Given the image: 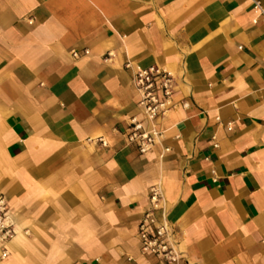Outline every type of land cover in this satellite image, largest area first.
<instances>
[{"label": "crops", "instance_id": "crops-1", "mask_svg": "<svg viewBox=\"0 0 264 264\" xmlns=\"http://www.w3.org/2000/svg\"><path fill=\"white\" fill-rule=\"evenodd\" d=\"M256 17L252 0H0V193L18 230L0 264H163L138 236L152 188L181 264H264ZM152 64L190 105L140 154L132 79Z\"/></svg>", "mask_w": 264, "mask_h": 264}, {"label": "built area", "instance_id": "built-area-1", "mask_svg": "<svg viewBox=\"0 0 264 264\" xmlns=\"http://www.w3.org/2000/svg\"><path fill=\"white\" fill-rule=\"evenodd\" d=\"M252 1L253 9L257 14L254 22H257L258 17L264 16V5L259 0ZM88 52L85 50V53ZM72 55L79 57L80 54L72 50ZM133 64V61L127 60L125 66L133 68ZM132 82L140 92L139 106L149 127H146L143 121L132 118L125 136L130 144L137 145L140 154H147L160 143L164 135V131L159 127V121L178 106L187 108L190 104L175 99L177 78L159 64L147 67L136 65ZM102 142L105 144V141ZM169 151L170 148L165 147L161 157ZM160 195L157 188L151 189L152 208L144 212L138 231L141 250L144 254L157 257L163 264H181L184 256L179 249L177 231L164 213L160 216L157 214V210L160 209ZM17 234L16 220L10 210L8 199L0 193V260L8 256L7 246Z\"/></svg>", "mask_w": 264, "mask_h": 264}, {"label": "bare ground", "instance_id": "bare-ground-1", "mask_svg": "<svg viewBox=\"0 0 264 264\" xmlns=\"http://www.w3.org/2000/svg\"><path fill=\"white\" fill-rule=\"evenodd\" d=\"M3 130H4V129L2 128V125L0 124V143H1V144H3V142H4ZM19 234H21V233H19ZM17 235H18V234H17ZM17 235L15 236V238H14L12 241H14V240L17 239ZM12 241H11L9 244H11ZM9 244H8V245H9Z\"/></svg>", "mask_w": 264, "mask_h": 264}]
</instances>
